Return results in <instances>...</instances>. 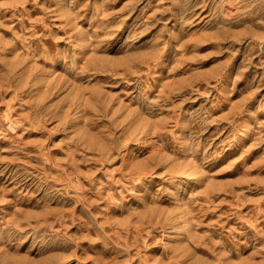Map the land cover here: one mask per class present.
Wrapping results in <instances>:
<instances>
[{
  "label": "rangeland",
  "instance_id": "obj_1",
  "mask_svg": "<svg viewBox=\"0 0 264 264\" xmlns=\"http://www.w3.org/2000/svg\"><path fill=\"white\" fill-rule=\"evenodd\" d=\"M0 85V264H264V0H0Z\"/></svg>",
  "mask_w": 264,
  "mask_h": 264
},
{
  "label": "bare ground",
  "instance_id": "obj_2",
  "mask_svg": "<svg viewBox=\"0 0 264 264\" xmlns=\"http://www.w3.org/2000/svg\"><path fill=\"white\" fill-rule=\"evenodd\" d=\"M1 86V85H0ZM8 124V123H7ZM13 128V127H12Z\"/></svg>",
  "mask_w": 264,
  "mask_h": 264
}]
</instances>
